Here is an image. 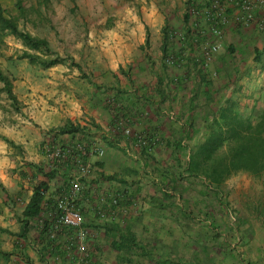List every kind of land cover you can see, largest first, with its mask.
<instances>
[{"label":"crops","instance_id":"0c3cea01","mask_svg":"<svg viewBox=\"0 0 264 264\" xmlns=\"http://www.w3.org/2000/svg\"><path fill=\"white\" fill-rule=\"evenodd\" d=\"M182 7V0H176V6L154 2L128 15L126 29L109 32L117 39L108 50L110 60H96L89 68L95 76L86 79L85 94L77 96L74 103L70 99L69 108L61 112L53 106H41L35 111L42 129L57 128L67 120L87 126L86 134H59L53 139L61 143L77 136L97 139L103 154L91 157L94 171L86 188L106 196L126 197L129 215L125 222H120L119 215L100 220L94 210L85 214V241L94 264H264V189L256 201L255 220L247 219L240 225L239 242L198 237L194 241L197 244H189L187 238L184 241L166 236L171 226L168 217L174 218L169 214L181 210V185L186 183L178 178L176 170V160H184L178 145L193 147L201 142L204 118L226 102L235 103L242 114L249 115H256L264 106V73L263 80L251 77V67H257L258 60L250 54L255 48L264 52V36L253 29L227 31L223 49L213 64L217 74L212 78L202 75L183 80L180 70L163 64L162 28L178 24ZM123 62L130 69L124 80L116 71L125 67ZM176 76L179 81L173 82ZM107 96L120 102L119 114L130 119L133 132L157 138L156 144L142 150L135 145L136 137L114 131L115 113L106 107ZM42 140L19 138L21 149L35 150L34 156L0 160V182L7 192L0 189V264H75L65 247L72 230L60 233L53 243L40 234L44 220L51 225L50 208L67 185V179L61 176L65 173L60 170L49 182L41 218L31 221L25 237L16 235L32 189H21L25 180L18 174L11 179L8 170L16 169L20 174L25 162L43 161ZM259 177L264 180V173ZM138 227L143 229L141 235ZM168 247L174 252L170 254L174 262L168 258Z\"/></svg>","mask_w":264,"mask_h":264},{"label":"rangeland","instance_id":"374dc122","mask_svg":"<svg viewBox=\"0 0 264 264\" xmlns=\"http://www.w3.org/2000/svg\"><path fill=\"white\" fill-rule=\"evenodd\" d=\"M16 1L0 0V5L18 18L21 29L47 39L53 51L68 59L54 67L42 68L21 59L24 45L12 35L0 32V69L9 76L17 98V103L13 105L6 94L0 92V134L18 145L19 138H27L33 142L43 139L39 141L43 146V158L40 159L43 161L36 165L48 171L46 149L57 142L61 143V140L53 139V136H57L54 134V127L48 130L41 128L35 111L41 106L57 107L59 112L65 107L69 108L70 99L74 103L75 99H79L77 96L85 94L88 83L86 79L95 76L89 69L93 63L96 60H110L108 50L117 39L114 40L109 32L113 29H126L128 15L141 12L143 7L149 8L154 2L163 6L169 3L176 6V0H20L21 6L26 10L24 17L18 15L14 6ZM250 54L255 55V51H250ZM124 64L125 67L121 70L116 69L123 80L127 77L126 72L130 71ZM256 64L257 67H251V77L263 80L264 52ZM30 149H21V153H17L0 139V160H23L22 157L30 154L34 156L35 150ZM23 170V190L27 191L31 183L43 178L42 174L35 175L27 164ZM8 171L11 179L12 175H19L16 169ZM61 176L66 178L65 175ZM15 183L16 178L13 180L16 188L18 184ZM186 183L181 185V210L169 214L174 218L168 217L171 226L169 225L166 236L178 237L184 241L187 238L189 244L198 237L225 238L232 240L231 242H239L241 223L247 219L255 220L256 201L264 189L262 177L239 172L229 177L218 189L208 190L207 195H204L205 191L203 192L199 182L194 181L191 185ZM137 230L141 235L143 229L138 227ZM236 246L238 247L234 245L233 248ZM166 250L168 258H171L170 254L174 252L169 247ZM170 262H174L172 258Z\"/></svg>","mask_w":264,"mask_h":264},{"label":"built area","instance_id":"2783aa9c","mask_svg":"<svg viewBox=\"0 0 264 264\" xmlns=\"http://www.w3.org/2000/svg\"><path fill=\"white\" fill-rule=\"evenodd\" d=\"M182 3L178 24H169L165 30L162 62L168 68L180 70L183 80L202 75L212 78L217 74L213 64L223 49L228 30L253 29L264 36V0H182ZM172 80L178 82L179 77ZM105 104L115 113L114 131L136 137L135 145L139 149L156 144L157 138L133 132L130 119L119 114L122 106L115 98L107 96ZM89 138L77 136L46 149L48 168L60 170L67 179L49 213V238L56 239L60 233L72 230L65 247L71 251L75 264H94L85 241L88 233L85 214L89 210H94L100 220L119 215L120 222H125L129 215L123 195L106 196L86 188L94 171L91 157L103 154L97 139Z\"/></svg>","mask_w":264,"mask_h":264},{"label":"trees","instance_id":"16d2710c","mask_svg":"<svg viewBox=\"0 0 264 264\" xmlns=\"http://www.w3.org/2000/svg\"><path fill=\"white\" fill-rule=\"evenodd\" d=\"M15 9L20 17H24L26 10L21 6L20 0L14 3ZM168 24L162 28V51L165 47V30ZM0 32L12 35L19 40L25 47L21 52L20 58L26 59L32 64L49 68L59 63L65 62L66 57L59 56L49 46L48 40L32 35L30 32L20 28L18 18L13 16L0 5ZM234 52L233 48H229ZM255 51V60H259L262 52ZM0 92L5 93L8 99L15 105L17 103L16 95L13 93L11 81L0 69ZM250 116V117H249ZM205 131L203 140L195 146H179V151L184 156V160H176L178 178L192 184L199 182L204 195L207 191L218 189L232 175L244 172L254 177H259L264 173V106L256 115L242 114L237 109L235 103L220 105L217 110H211L210 116L204 118ZM87 126L74 124L67 120L62 125L55 128V134H86ZM9 147L21 153V146L13 140L0 134ZM147 146L140 149L144 150ZM188 152V153H187ZM31 168L35 175H43L39 182L31 183L32 193L26 203L20 216V230L18 237H25L30 223L34 219H40L44 209L45 194L49 190V182L57 175L58 169H49L45 171L42 167L32 163L25 162ZM19 176L25 177L24 170L20 171ZM174 185V180L171 181ZM171 185V189H174ZM22 188V187H21ZM0 189L6 192V188L0 182ZM7 193V192H6ZM217 193V192H216ZM7 200L11 201L7 195ZM53 206L50 208V212ZM43 221L41 237L49 240L51 243L55 239L49 238L50 224ZM121 236L128 237L126 234ZM42 239V240H43ZM117 246V245H116ZM54 247V246H53Z\"/></svg>","mask_w":264,"mask_h":264}]
</instances>
